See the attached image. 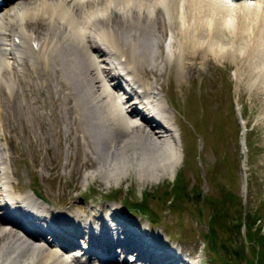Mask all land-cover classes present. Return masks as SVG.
Returning <instances> with one entry per match:
<instances>
[{"label": "bare ground", "instance_id": "bare-ground-1", "mask_svg": "<svg viewBox=\"0 0 264 264\" xmlns=\"http://www.w3.org/2000/svg\"><path fill=\"white\" fill-rule=\"evenodd\" d=\"M143 1L32 0L23 5L19 0H13L11 7L0 14V264H67L68 258L76 264H96L90 261L93 257H96L97 264H127L111 259L116 247L123 252L124 246L133 244L139 247L145 244L144 249L154 254L140 264H192L179 250L165 247L159 235L152 231L151 242L143 243L146 239L144 235L140 238L130 222L133 220L115 209L111 214L102 215H109L112 223L120 224L123 234L126 231L124 226L130 222L133 237L127 241L126 233L125 239H121L100 228L99 232L93 231L92 243L89 240L84 250L90 260L77 261L76 256L81 251L63 259L55 251L59 247L76 246L80 239L83 240L85 230L76 222H84L86 216L70 211L71 206L63 208L61 203L42 195L37 187L24 190L10 187L9 173L14 157L9 145L12 142L20 159H24L17 137L11 134L16 132L19 117L38 99L36 92H48L47 79L58 83L56 91L63 94L64 99L73 100L78 135L84 139L87 152L91 142L99 154L94 170L96 175L108 182L121 180L130 168L144 179L175 172L181 162L175 135L168 126L169 118L160 105L159 94L151 90L142 74L147 77L146 68L151 65L152 73L159 70L163 76V69L174 62L182 74L185 69L191 71L210 57L223 59L232 56L228 47L212 43V32L225 35L239 30L242 38L246 18L233 13L256 12L260 8L256 3L260 5L264 0H152L149 6ZM189 9L190 17L187 15ZM154 10L156 16L164 14V25L169 29L172 25L178 26L176 30H170V42L164 51L159 49L164 28L157 24L156 29L162 28L160 35L151 30ZM205 11L211 13V21L213 14L224 11L229 18L224 26H211V22L202 21ZM186 16L189 23L184 22L186 27H183L181 18L184 20ZM233 16L238 18V25ZM214 21L218 19L214 17ZM33 23L47 25L44 35L29 27ZM91 38L94 45L88 46ZM102 55L110 58L109 67L100 66L98 57ZM8 58L19 69L16 78L10 75ZM30 72L34 77L27 78ZM40 77L46 79L40 80ZM121 80L144 98L140 106L143 108H138L134 96L129 93L131 91L121 87ZM6 94L7 100L4 98ZM127 101L131 102L128 107L125 105ZM137 120L158 130L155 137L144 135L142 124ZM21 133L20 139L28 140V133L24 130ZM94 172L85 173L84 179L92 178ZM18 219L31 223L39 231L31 232ZM6 226L10 228L6 230ZM127 251L124 253L132 255Z\"/></svg>", "mask_w": 264, "mask_h": 264}, {"label": "rangeland", "instance_id": "rangeland-1", "mask_svg": "<svg viewBox=\"0 0 264 264\" xmlns=\"http://www.w3.org/2000/svg\"><path fill=\"white\" fill-rule=\"evenodd\" d=\"M31 1L19 0L23 5ZM151 1L144 0L143 3L149 6ZM262 2L260 5L256 3L260 6L256 12L251 10L247 13H233L237 17L246 18L245 29H241L242 38L237 28L238 32H226L227 37L221 32H212V43L228 47L232 56L228 55L223 59L210 57L191 71L185 69L182 74L175 62L163 69V76L159 70L152 73L151 65L146 68L147 77L142 74L151 90L159 94L160 105L167 112L168 126L173 131L180 150L181 162L173 174L164 172L157 178L144 179L130 168L121 180L108 182L96 175L94 170L97 168L99 154L91 142L87 152L84 139L78 135L80 132L76 130L78 122L75 120L73 100L64 99L63 94L56 91L58 83L47 79L48 92H36L38 99L31 104L28 112L19 117L16 132L11 134L17 137V144L21 145L24 156V159H20L14 142L9 145L14 157L9 173L11 189L13 186L23 190L32 185L38 186L45 197L61 203L63 208L71 206L73 209L70 211L86 213L88 218L91 214L100 216L108 206H115L124 213L123 207L127 206V216H131L135 222L147 224L145 219L148 217L154 220L153 227H150L152 233L158 234L168 249L192 256V264L200 261L201 264H233V261L229 263V257L226 259L223 250L219 248L220 238L228 237L226 246L228 251H232L229 249L234 245L232 234L221 233L217 228L219 249L216 248V255L212 253L210 245L209 249L204 247L203 242L207 240L203 236L212 231V211L209 210L212 199L221 197L220 194L223 193L224 200L228 201L226 213L235 215L239 210H254L260 216L257 224H263L264 231V1ZM10 7L11 4L0 14L3 15ZM189 12L190 9L187 11L190 17ZM204 14L202 21L211 22V26H224L229 18L225 11L213 14L212 21L210 12L205 11ZM257 16L259 17L256 18ZM214 17L218 21H214ZM233 17L237 24L238 18ZM153 19L151 30L160 35L162 28L156 29L157 24L164 28L159 47L164 51L170 42V30L174 31L178 26L172 25L169 29L164 25V14L156 16L155 10ZM186 19L187 16L184 20L181 18L183 27L189 23V19ZM46 26L44 23H33L29 27L37 34L44 35ZM89 40L87 45H94L93 38ZM222 49L228 51L226 48ZM102 58L105 57H98L100 66L106 67ZM7 61L10 75L16 78L19 69L14 66L12 59L8 58ZM28 74L27 78L34 77L32 72ZM45 79L40 77V80ZM7 97L6 94L5 100ZM147 115L150 114L147 112ZM241 119L247 129L243 151L240 143ZM40 121L43 124L41 126ZM137 122L142 124L139 120ZM21 130L28 133V140L20 139ZM141 130L144 135L152 138L158 131L144 124L141 125ZM11 172L14 175L16 173V176H12ZM90 172H94V176L85 180L84 174ZM180 173L185 176L187 194L184 193V199L170 205L162 198L171 192H168L167 186ZM195 190L193 195L192 191ZM228 192L232 197L227 195ZM21 193L23 194L22 191ZM145 197L148 199L147 204L151 206L152 216L135 210L133 212L127 204ZM9 228L6 227V230ZM241 238L245 243L243 253L249 256L250 250L244 240L243 227ZM238 241L241 243L240 238ZM242 261L245 262V259L240 260L241 263Z\"/></svg>", "mask_w": 264, "mask_h": 264}, {"label": "trees", "instance_id": "trees-1", "mask_svg": "<svg viewBox=\"0 0 264 264\" xmlns=\"http://www.w3.org/2000/svg\"><path fill=\"white\" fill-rule=\"evenodd\" d=\"M167 187L168 192H171L167 195V197L164 195L162 200L166 203H169L170 205H174L175 202L184 199V193L187 194L186 179L182 173L178 174L175 181L173 183H170ZM192 192L194 195L196 190ZM223 194H220L221 197L219 196L217 197V199L213 198L212 203L210 204L209 210L212 211V231H209V234H204L203 237L207 240L205 242V245L208 249L210 245V248L214 255L217 254V249L221 248L226 259L227 257H229V263L233 261V264H239L241 263V259H245V262L242 261V263L264 264V231L262 228L263 224H257V220L260 219V216L257 215L254 210L244 212L239 210V212L236 213L237 215H230L228 212L226 213L228 201L224 200L225 193ZM227 195H230V193L228 192ZM147 201L148 199L147 197H145L141 198L137 202H129L127 204L132 210L152 216L151 206L147 204ZM242 227L244 229V240L246 241L248 249L250 250L249 256H245V254L243 253L245 243L242 241L241 238ZM217 228L221 233L228 232L233 235L234 245L230 246L229 248L232 251H228V247L226 246V240H229L228 237H221V243L219 246V240L217 241L216 237ZM238 238L241 239V243L238 241Z\"/></svg>", "mask_w": 264, "mask_h": 264}]
</instances>
